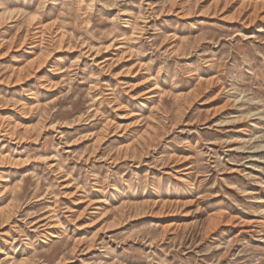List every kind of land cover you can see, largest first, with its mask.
<instances>
[{
  "label": "rangeland",
  "instance_id": "374dc122",
  "mask_svg": "<svg viewBox=\"0 0 264 264\" xmlns=\"http://www.w3.org/2000/svg\"><path fill=\"white\" fill-rule=\"evenodd\" d=\"M0 264H264V0H0Z\"/></svg>",
  "mask_w": 264,
  "mask_h": 264
}]
</instances>
